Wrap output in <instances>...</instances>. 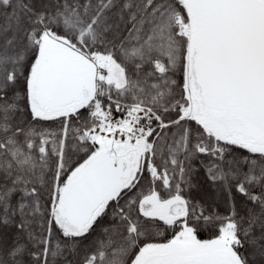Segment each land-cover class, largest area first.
Listing matches in <instances>:
<instances>
[{
	"label": "snow or ice",
	"instance_id": "snow-or-ice-1",
	"mask_svg": "<svg viewBox=\"0 0 264 264\" xmlns=\"http://www.w3.org/2000/svg\"><path fill=\"white\" fill-rule=\"evenodd\" d=\"M0 264H264V0H0Z\"/></svg>",
	"mask_w": 264,
	"mask_h": 264
}]
</instances>
